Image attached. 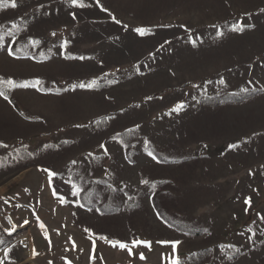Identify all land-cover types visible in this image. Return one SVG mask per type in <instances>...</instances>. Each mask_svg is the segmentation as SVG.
I'll return each mask as SVG.
<instances>
[{
    "label": "rangeland",
    "instance_id": "rangeland-1",
    "mask_svg": "<svg viewBox=\"0 0 264 264\" xmlns=\"http://www.w3.org/2000/svg\"><path fill=\"white\" fill-rule=\"evenodd\" d=\"M15 2L0 0V261L264 264V0ZM220 92L255 94L200 103Z\"/></svg>",
    "mask_w": 264,
    "mask_h": 264
},
{
    "label": "trees",
    "instance_id": "trees-1",
    "mask_svg": "<svg viewBox=\"0 0 264 264\" xmlns=\"http://www.w3.org/2000/svg\"><path fill=\"white\" fill-rule=\"evenodd\" d=\"M14 49V51H10L12 53V56L14 57H18V58H23L25 57L24 54L20 53V52H17L14 48V45L12 44V46L10 48ZM30 58H32L33 60H37L36 56H32L30 55ZM0 91H2L4 93V96H7V99L8 102L15 107V103H14V100H12V97L10 96V91L8 89H5V87H2L0 86ZM255 92H245L241 95H236V94H223L222 92H220L219 94L215 95L214 97H207V98H201L200 99V103L203 105V106H206V105H213L214 106H218V105H224V104H236V103H241L243 102L244 100L248 99L250 96L254 95ZM2 96V97H4ZM17 109V108H16ZM126 149V147H125ZM126 154H128V149H126L125 151ZM158 159V156L156 155V157ZM160 160V159H159ZM29 168V167H28ZM27 169V168H26ZM90 191H86V190H83V191H80V193L77 195V202L79 204V206L85 210H90L92 209L93 207L95 206H91L90 202H89V197H90ZM98 212L100 214H110L112 213V211H107V213L104 212V210L100 207V206H97L96 207ZM179 231L181 232H185L186 234H189V235H193L194 236V233L192 230L190 229H187L186 227H178L177 228ZM1 245V244H0ZM4 247V246H3ZM2 246H0V250H2L3 248Z\"/></svg>",
    "mask_w": 264,
    "mask_h": 264
},
{
    "label": "snow or ice",
    "instance_id": "snow-or-ice-1",
    "mask_svg": "<svg viewBox=\"0 0 264 264\" xmlns=\"http://www.w3.org/2000/svg\"><path fill=\"white\" fill-rule=\"evenodd\" d=\"M97 2H98V0H97ZM71 3H72V5H73L74 7H84V5H83L82 3L79 2V0H71ZM2 6L15 8L17 5H16L15 0H10V3L3 4ZM102 10H103V9H102ZM73 18H75V17H73ZM240 30H241V29H240L239 25H237L235 28L232 29V31H240ZM136 31H137L141 36H143V35L146 34V29H144V28H138V29H136ZM218 35H219V33H218ZM9 55H12V53L9 52ZM81 59H83V57H81ZM3 83H4L3 81H0V84H3ZM39 83H40L39 81L36 82V84H39ZM221 83H223V80H221ZM7 84H8V85H11L12 87H21V88H28V87L30 86L28 83H24V84L16 85V84H14V82H13L12 80H8V81H7ZM94 84H95V81H93L92 83L87 84V85H85V84H80L79 87H80V88H89V89H91V88L94 86ZM31 86L35 87V85H31ZM0 96H4V93H3L2 91H0ZM4 98L7 99V96H4ZM180 107H182V106H178V108H180ZM174 110H175V109H174ZM153 159H155V157H153ZM49 175L51 176V175H53V173L49 172ZM145 183H146V181H145ZM245 203L247 204V203H249V201L246 200ZM41 227L43 228V225H41ZM102 239H106V238H102ZM178 243H179V241H177L176 243H173V244H172L173 252H175L176 245H177ZM117 244H118V247H119L120 249H122V250H123V249H128V245H126V244H124V243H118V242H115V243L112 244V246H113V247H116ZM139 244H144V246H146V247L149 246L147 241H135L134 244H133V247H135L136 245H139ZM128 251H129V255H131V254H132L131 249H128ZM33 254L35 255V250H33ZM5 256H7V251H5ZM140 259H141V260L145 259L143 253L140 254ZM0 264H3V262L0 261ZM170 264H179V261H178L176 258H172V259L170 260Z\"/></svg>",
    "mask_w": 264,
    "mask_h": 264
}]
</instances>
